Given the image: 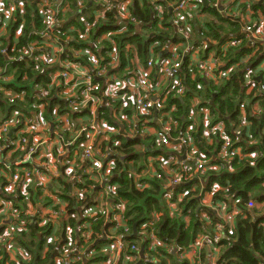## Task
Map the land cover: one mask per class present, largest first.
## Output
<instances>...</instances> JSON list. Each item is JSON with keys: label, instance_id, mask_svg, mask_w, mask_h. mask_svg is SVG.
I'll return each mask as SVG.
<instances>
[{"label": "trees", "instance_id": "1", "mask_svg": "<svg viewBox=\"0 0 264 264\" xmlns=\"http://www.w3.org/2000/svg\"><path fill=\"white\" fill-rule=\"evenodd\" d=\"M22 1L24 15L22 16V12L19 11L21 14L18 13L16 18L8 24L7 28L11 38L9 41L6 38L0 39L3 47L15 42L13 37L21 26H23V30L17 39L19 47L33 46L34 42L41 44L38 34L46 28L43 13L38 8L42 0ZM90 2L95 3L94 0H85V3L79 6L72 2L73 12L69 14V17L68 15L64 17L62 25L53 29L51 33L53 38L57 39L68 52L91 49L102 67H105L111 60L109 51L115 47L116 57L114 60L120 67V71L113 74L120 73L121 75L125 72L124 70H133L136 60L147 64L150 59H153L155 63L156 56L165 49L174 48L172 46H176L178 52L183 55L186 47L194 44V41L192 42V36L194 37L192 10H186V16L191 24L188 38L181 39L176 34L175 26L172 23L173 19L164 8V1H158V7H154L151 0L149 2L143 0L142 3L139 2L140 5H138V0H135V7L129 12L131 17L137 20V23L131 20L122 23L118 13L113 11L98 18L97 11L103 7L101 4L82 21L80 18L83 15H88L94 8L91 5L87 13L82 14ZM258 8L264 11V0L258 4ZM159 9L162 10L161 13L158 11ZM208 12L212 15L214 9H210ZM75 15L76 19L67 22ZM95 22L96 24H94ZM213 24L207 23L197 34L201 42L208 44L209 52H206L205 56L208 58L213 53L215 58L224 64L222 70L230 68H234V70L229 73L227 78L221 79L217 83L200 75L195 77L186 75L185 94L177 95L179 89L171 90L167 99L164 100L163 111L158 113L152 111L157 115L171 113L172 117L169 122L172 126L178 125V127L176 133H172L170 138L177 139L181 133L186 132L192 126L188 117L193 114L194 109L195 111L198 109L194 104L196 100L199 101V105L209 110V118H212L211 125L214 127L219 125L221 129L206 138L203 135V126L198 125L197 128L191 130L192 144L187 146L188 151L196 149L197 153L205 157L208 164L206 170L203 173L195 172L197 169L195 162H191L187 166L192 169L191 173L184 174L187 177L184 181L187 183L167 188L170 178L166 171L161 169V165L155 164L161 178L153 175L152 171H147L148 156L144 159L138 151V147L144 142L140 137L120 138L121 145L119 146L113 142L108 144L103 141L99 146L100 154H96L91 161H86L84 158L85 166L82 171H80V167L75 168V173L71 174L76 177L75 180L70 179L68 174L71 166L69 162L72 161L73 165H76V156L70 155L59 160L60 156L58 157L55 148L54 151L52 150V156L58 161L57 174L48 170L49 159H41L39 154L31 156L32 159L23 165L11 164V167L0 165V176L2 175L0 177V202L7 200L3 198L1 189L3 191L14 175L23 179L24 171L32 174L31 185L25 190L22 189V186L17 187L16 193L19 190V194L8 199L12 202L11 212L16 217L3 226L0 224V237L6 236L10 227L14 228L11 237H8L4 243H0V264H57V248L76 244L83 248L91 242L96 243V245L87 246L90 248L89 251L96 252L93 263L99 264V261L108 263L109 257L103 250L119 238L124 241L127 247L137 246L139 252L143 250L145 255L152 256L155 261L158 260V264H189L186 259L179 258V253L193 246L201 236L213 238L217 235L221 237L218 246L221 252L220 264H264V216L258 217L264 215V70L258 71V66L264 56L260 59L256 58L255 56L259 54L256 52L260 50V45L246 48L247 39L245 37L242 38L241 47H231L223 51L222 47L227 41L222 40L224 33L221 30V33H217V29H221V26ZM141 26L142 28L139 30ZM104 34H110L111 38L103 39ZM85 35L88 37L84 38ZM127 45L132 46L129 51H126ZM47 53L48 51H43L37 54ZM248 56L252 63L249 65L246 60ZM166 58L167 56L160 60ZM90 60L88 56H79L73 61L88 64ZM0 64L1 67H4L7 62L2 58ZM186 66L187 61L184 63L182 74L187 72ZM46 68L41 62H29L16 66L11 72L14 78L10 81V87L26 92V98L18 102L22 103L18 106H23L25 118L30 110L32 113L40 112V106L46 110L43 114L50 118L54 109H57L59 116H63L69 111V103L56 97V94L60 93L57 92V87L47 90L48 97L42 100L37 99L36 87L41 86L47 89L51 83L52 75L60 69L59 67ZM249 72L250 79L253 81L252 85L245 83ZM157 78L158 71L154 68L150 79L156 81ZM261 92L262 94H260ZM128 93L130 95L129 91ZM212 101L215 102L214 106H211ZM117 103L116 100L114 104ZM128 103L129 106L125 111L127 115L132 116L128 109L133 104V100L129 99ZM242 105H245L244 110L241 108ZM258 106L263 110L260 116L255 115L253 110ZM0 108L5 115H9L8 104L0 101ZM87 115H90L89 111L71 113L69 118L73 127L62 131L61 140L66 142L74 140L76 132L80 131L84 125L82 120ZM202 118L203 116H198L197 120L201 122ZM47 119L49 121V118ZM106 119L111 126L117 127L112 118ZM46 132L49 135V132ZM26 137L28 136L26 135ZM79 138L76 143L77 148L81 150L82 145H86L88 139L85 135H81ZM225 139H229L235 144L233 150L238 148L244 154L256 156V159L252 161L243 157L222 158ZM207 142L212 144L209 145ZM179 147L181 146L179 145ZM1 148H5V143L0 142V156L3 158L11 159L13 157V160L17 161L24 156V153L20 151L11 152V145L7 146V151L4 153ZM212 156H214V160H212ZM106 157L109 159L104 165ZM154 157H161L167 163L169 160L175 161L173 156L164 152L156 154ZM6 161L10 160L6 159ZM108 161L112 163L108 164ZM98 163L102 165L100 170H94L93 173L88 174L90 166ZM38 166L46 167L44 168L46 178L50 179L48 172L57 175L56 179H50L49 187L37 181L36 177L40 178L37 175ZM178 167L179 164L176 166L174 162H171L172 170H179L183 173L184 168L178 169ZM214 167H217L218 170H215ZM144 170L148 172L149 177L152 174V179L142 175H137L140 176L138 178L133 174V172L140 174ZM78 171L80 172L78 173ZM100 171L104 178L99 176ZM96 173L99 179H103V183L106 180L100 191L99 199L104 202H101L102 204L90 202L91 198H89L90 191L96 188V184L92 180L96 176L91 177ZM200 180L206 181L203 192ZM194 182H199V187L193 190ZM212 190L215 191L212 195L213 204H218L221 209L225 207L232 217L235 216L233 229L221 219L218 211H214L210 207L208 209L209 205L206 207L202 204L203 195L206 193L211 195ZM23 192L28 195V201L25 200ZM201 192L202 194H200ZM249 203L254 205L250 207ZM107 204H110V207L114 209L118 204L124 206V211L121 212V224L111 222L110 218L101 214L100 210L106 209ZM170 204H173V207H170ZM56 212L59 213V217ZM156 212L160 214V218L157 220L154 217ZM234 212L237 214L235 215ZM211 214L218 216L222 221L213 218L219 222L213 221L212 225L205 227L206 223L201 215L209 217ZM55 215L56 219H53ZM16 218L24 221L25 225L22 226L18 223ZM85 223L87 229L84 228ZM55 225L59 226L58 233L62 232L61 237L57 233L61 245H47L46 236L54 230ZM68 231L71 233L69 234ZM84 231H87V236L82 234ZM217 231L218 233L215 234ZM149 234L155 235L161 242L159 247L147 246L150 245ZM107 237L113 238V240H109ZM9 243L16 246L17 253L6 251L5 247ZM47 246L48 248H46ZM171 248L174 250L170 251ZM128 250L131 252L130 248ZM102 254H105L103 260H101ZM132 255L140 259L137 252ZM90 262L84 257V260L79 261L78 264H90ZM133 264H138V262Z\"/></svg>", "mask_w": 264, "mask_h": 264}, {"label": "built area", "instance_id": "2", "mask_svg": "<svg viewBox=\"0 0 264 264\" xmlns=\"http://www.w3.org/2000/svg\"><path fill=\"white\" fill-rule=\"evenodd\" d=\"M94 1L95 3L90 2L92 3V6H94V9L99 8V4L103 5V7L97 11L98 18L104 17L109 11H113L118 13L119 20L121 22L127 23L129 22L128 20H131L132 22L137 23V20L131 17L127 3H124L126 0ZM158 1H164L165 3L176 1V3L171 7L174 11L170 17L173 19L172 23L175 26L177 36L181 39L188 38V31L190 30L191 24L186 18V10H193V7L191 6H195L194 3H192L193 0H151V3L154 7H158ZM202 1L203 3L212 6L214 9L219 8L218 4L214 2V0ZM72 2L81 6L85 3V0H42V2H40L38 8L43 13L46 24L45 30L39 32L38 34V39L41 41L40 45L37 42H34L33 46L19 47L17 39L21 36L23 26L19 27L16 31L13 37L15 38V42L13 44L3 47L0 41V61L4 58L7 62L4 67H1L0 64V94L3 96L5 103L8 104L10 109L9 115H4L3 118L0 119V136L5 133L8 135L10 130H13V128L17 129L10 138L0 140V142L5 143V148H1L2 153H4L5 150L7 151L8 145H11V152L14 153V151H20L24 153V155H27V158H30L35 154H39L41 159H49L48 165H50V167L48 170L52 167H57L58 161L52 156V150L54 151V148L58 157L60 156L59 160L67 158L70 155L77 156L81 151L82 157L85 158L86 161H91L96 154H100L99 146L102 145L103 141H106L108 144H112L113 142L115 145L119 146L121 145L119 142L120 138L130 139L137 137L134 134L128 135V133H118L119 130L110 125L104 112H101L99 114V118L96 119V105L101 100L100 94L105 93V96L109 99V101L105 100V105H107L108 108L115 106L114 102L116 100L118 101L119 105L115 106V108H117L119 112V118L128 123L129 118L125 110L129 106L128 100H133V106L131 109H133L136 113L134 119L143 120L142 132H145L150 130L149 128L151 122L147 120L148 115L152 113V111H163L164 100L167 99L171 90L179 89L177 95H184L186 92V86L182 80V70L186 61L184 62L183 55L178 52L176 46H172L174 48H169L168 51L170 55L167 56L166 59L160 60L158 63H154L153 59H150L147 64H143L142 62H139V60H136L133 70L127 69L129 70V74L124 76L123 79H120L117 74H113V71L120 69V67L117 66V62L114 60V57H116L115 47L112 51H109L111 60L105 67L101 66L99 60L94 56L95 53H93L91 49L68 52V50H66L57 39L53 38L51 31L61 26L64 17L73 12ZM258 2L262 3V0H239L240 5L244 6L247 13L249 14L250 12L251 15L253 14V10H255V6ZM23 7L24 3L22 0H0V39H3L4 37L11 38V35H8L9 32L7 26L11 23L12 19L16 18L19 11L22 12V14H19L22 16L24 15ZM158 11L160 13L162 12L160 9ZM224 14L227 16L230 12L225 10ZM251 15H247L248 22L243 25L244 27L241 30L243 32L242 34H245L246 36L236 35L227 40V42L225 41L226 43L223 45V51H226L231 47H241L243 44L242 38L244 37L247 41H249L248 45L251 48L257 45H264V29L262 28L261 21L259 20L260 16L255 17L256 21H253L255 24H252ZM94 24H96V22ZM110 38V34L103 35V39ZM188 49L190 48L186 47L184 50L187 60V66L185 68L187 70L186 75L195 77L200 74L201 77L217 83L219 80L227 78L229 73L234 70V68L222 70L224 64L222 61L220 62L219 59L215 58L214 55H209L208 58L201 59L199 55L203 49H194L195 51L192 50L191 54L186 56ZM43 51H48V53L42 55L37 54L38 52ZM126 51H129V48L126 47ZM193 54H196L198 59H195ZM79 56H88L91 60L88 64L80 61H73L74 58ZM29 62H41L42 65H45V68L48 67V69L56 67L60 68L52 75L51 83L48 85L47 89H44V87L41 86H37L35 89L37 99L42 100L48 97L47 90L57 87V92L60 93L56 94V97H59L65 103H69V111L65 115L59 116L57 109H54L53 113L51 112V119L52 121H55L53 123L50 121L48 123L45 122L47 118H50V116L46 117L43 114L46 110L41 106L39 108L40 112L32 113L30 110V113L27 114L28 116L25 118L23 106H18L22 103L18 102L23 101L26 98V92L21 89H13L10 87V81L14 78L11 74L12 70L20 64ZM154 68L158 71V78L156 81L150 79ZM43 72L45 73V70ZM247 78V83L252 85L253 81L250 79V72ZM167 81H169V84L166 87L162 85V82L166 83ZM126 91L127 93H125ZM128 91L130 92V95ZM121 93H123V95L118 97ZM260 94H262V92ZM128 96H130V98ZM197 108L198 109L196 111L194 109L192 111L193 114L188 117V121L192 122V126L177 139L170 138L173 129H176V127H174L176 125L172 126L169 122V119L172 117L171 113L160 114V118H166L167 121L163 123L164 126L161 129L155 132L156 145L160 143V145L164 147L163 149L171 147L173 143H178L181 147H187L192 144L191 130L197 128L198 123L201 124V122V125L207 124L205 133H207L206 136L208 137H211V135L215 134L217 130L221 129L219 125H216L215 127L211 125V122L209 121L210 114L207 108L202 105H197ZM241 108L244 110L245 105H242ZM253 110L255 115L258 116L263 113V110L259 108V106L255 107ZM88 111L90 112V115L85 117L87 119L84 118L82 120L84 125L81 127L80 131L76 132L74 140H70L68 142L61 140L62 131H67L73 127V125L71 126L69 118L70 114ZM30 115H32V117H29ZM198 116H203L201 122L197 120ZM9 126L13 127L8 128ZM121 129L123 130L122 127ZM46 131L49 132V135ZM26 135L28 137H26ZM81 135H85L88 139L86 145L83 144L81 147L83 150H79L76 143L80 139L79 137ZM234 146L235 144L231 142V140L225 139V143L222 147L224 152L222 153V158L227 157L229 159H234L235 157H243L244 159L252 161L256 159V156L244 154L238 148L233 150L232 148ZM24 147H26V149H24ZM64 148L67 149V154L63 152ZM39 150H41L40 153ZM156 154L157 150L153 149L151 154L148 155L146 169H148V172L150 170L153 172V175L161 178V174L157 173L155 164H158L159 166L161 165V169L165 170L170 178V182L166 187H176L186 184L187 182H185L184 179H187V177H185L184 174L191 173L192 169L190 167L187 168L191 162H195V166L197 168L195 172L198 173H203L208 165L205 157L202 154L197 153L196 149H193L190 150L186 156L187 162L179 164L178 169L180 167L184 168V172L181 173L179 170L176 171L170 168V160L169 163H167L161 157H154ZM109 157H106L104 161H107ZM2 159L4 158L0 156V162ZM16 162H20V164L18 163L19 165L27 163L26 161H22L20 159L19 161H14V164ZM110 163L112 162H108V164ZM69 164L71 165V172H69L68 177L75 180L76 177L71 175L75 173V167L72 161H70ZM101 166V163L92 164L88 174L93 173L94 170H100ZM44 168L46 167H37V175L40 176V178L37 179L45 186L49 187L50 179H56L55 176H57V170H55V175L47 171L50 175L49 179L44 176L46 174L44 173L46 171ZM24 173L25 176L23 179H20L18 175H14L8 181L9 184L3 188V191H1L3 196L7 199L0 202V224L2 226L7 224L12 218L16 217L14 213L11 212L12 202L8 199L16 194L17 187L22 186V189L25 190L27 188V184L30 183L32 179V174L30 172L24 171ZM142 173L139 174L133 172V174L138 178L140 176L137 175H142ZM104 182L106 183V180ZM214 192L215 191L212 190L211 195H213ZM23 194L25 200L28 201V195H26L25 192H23ZM98 202L99 201L95 198L94 203L99 204ZM253 205V203H249L250 207ZM170 207H173V204H170ZM100 211L103 216H107L108 219L110 218L111 222L121 224V212L124 211V206L121 204H118L115 209L112 208L109 210V208L106 207V209H101ZM56 215L59 217V213L56 212ZM56 215L53 219H56ZM154 217L156 220L159 219V212L154 213ZM227 218L232 219V215L227 216ZM16 220L22 226L25 225V222L21 221L19 218H16ZM84 228L87 229L86 223ZM13 233L14 228L10 227L7 235L0 237V243H4L5 240H8V237H11ZM68 233L70 234L71 231H68ZM82 234L87 236L88 233L87 231H84ZM107 238L109 240H113V238ZM149 241L150 245H147L148 247H159L161 244V242L153 234H149ZM220 242L221 237L219 235L214 236L213 238L201 236L200 239H198V241L189 249L182 250L179 253V258L187 259L188 255L197 256L202 252V250L212 247L215 251L219 252V255L216 258L213 256L210 264H220L219 260L221 252L218 248ZM15 247V245L9 243L5 248L8 253H17L18 251ZM128 248L131 249V252H129ZM89 250L90 248H84V246L82 248L79 244L66 245L65 248H62L61 246L59 247L56 263L78 264L79 261L84 260L85 257V259L87 258L88 261H91L90 264H96L93 263V258H96V252H91ZM173 250L174 249L172 248L170 249V251ZM103 252H105L109 257V262L106 263L99 261V264H133L135 262H138V264L159 263V261H155L152 256L145 255L143 250L139 252L137 246L132 245L131 247H127L124 241L120 238L116 239L115 242L104 249ZM136 252L140 255V259H138L137 256L132 255V253ZM21 255L24 256L22 253ZM101 260L103 259L101 258Z\"/></svg>", "mask_w": 264, "mask_h": 264}, {"label": "crops", "instance_id": "3", "mask_svg": "<svg viewBox=\"0 0 264 264\" xmlns=\"http://www.w3.org/2000/svg\"><path fill=\"white\" fill-rule=\"evenodd\" d=\"M145 1L149 2L150 0H145ZM134 2H135V0H126V1H124L125 4L127 3L128 7L130 6V8H129L130 10L133 9V7H135V3ZM139 2L142 3L143 0H138V5H140ZM214 2H216L218 4V6H219L218 9H214L212 6L203 3L202 0H199V1L198 0H193L192 1V3L195 4V6L191 5L193 7V10L191 12L192 13V17L191 18H192V22H193L192 25H193V30H194V37L192 36V42L194 41V44L192 43V45H189L190 49H188V52H187L186 56L191 54L192 50L199 48V49H203V52H202V54L199 55V57L204 56L206 58V56H205L207 54L206 52H209L208 51L209 48L207 49L208 44L206 42H204V43L201 42V40L198 39L197 34H198V32L200 33V30H202L203 27L205 25H207V23L211 22V23H214L213 25H215V26H218V27H219V25L221 26V29H217V33H219V32L221 33V31L224 33L222 35L223 36L222 40L225 39L227 41V40H229L230 38H232L233 36H236V35L237 36H246L245 34H242L243 32L241 30L244 27L243 25L248 22V17H247L248 13H247L246 9L244 8V6L240 5L239 0H214ZM175 3H176V1H172L170 3H168V2L165 3L164 8L167 9V13H169L170 16L172 15V12L174 11V9H171V7ZM258 4H259V2L256 4L255 10H253V14L251 15V19H252L251 23L252 24H255V23H253V21H256L255 17H259V16L260 17H264V11H262V9L258 8ZM210 9L211 10L214 9V13H212V15L208 12V10H210ZM85 10H86L85 11V14H86L87 11L89 10V7L87 6L85 8ZM225 10L229 11L230 14L225 16V14H224ZM82 14H83V12H82ZM187 14L191 15L189 13H187ZM186 18H187V16H186ZM67 22H70V19H68ZM141 28H142V26L139 27V30H141ZM262 28L264 29V27H262ZM6 40L9 41L10 38H6ZM248 43H249V41L246 40V43H245L246 44V48L249 47ZM205 44H207V45H205ZM127 48L130 49V48H132V46L131 45H127ZM259 49H258L259 51L257 50L258 52H256V53H259V54H257L255 56L258 59H260V58H262V56H264V45H260ZM168 50L169 49H165L163 51L164 53L162 52L160 55L158 54L156 56V58H155L156 62L160 61V59L165 57V56H169L170 53H169ZM256 53H254V54H256ZM210 55H214V54L211 53ZM193 57L195 59H198L196 54H193ZM205 58L201 57V59H205ZM183 60H184V62L187 61L186 57H185V54H183ZM246 60L248 61V65L252 64V63H250L251 60H250L249 56L247 57ZM262 70H264V58L261 60L259 66H258V71H262ZM153 78H155V77H153ZM186 78H187L186 77V73H183L182 74V80H183L184 85L185 84L187 85ZM247 81H248V78L246 77V82L245 83H247ZM168 84H169V81H167L166 83L162 82V85H164L165 87ZM162 89H164V88H162ZM123 93H121L118 97L122 96ZM125 93H127V91ZM100 95H101V100L96 105V119L99 118V114L101 112H104L106 118H112L113 119V122L117 126V127H115V129L119 130L118 133H126V134L128 133V135L134 134L137 137L142 138L144 140V142L142 143L141 146L138 147V151L141 153V156L144 157V159L148 155L151 154V151L153 149H156L157 150V155H159L160 153L164 152L165 154H167L169 156H173L175 161H170V163L174 162V165H176V166L178 164H182V163H186L187 162L186 156L189 153L188 147H179L178 143H174L171 147L163 149L164 147H162V145H160V143H158V145H155L156 144L155 143V141H156V139H155V134L156 133L155 132L157 130L161 129L164 126L163 123H165L167 121L166 119L160 118L159 117L160 114L157 115V114L150 113L148 115V117H147V120H149L151 122L150 123V128H149L150 130L142 132V122H143V120L134 119L136 113L133 111V109H131L133 104H131L130 109H128L132 113V116L127 115L128 118H129V123H128V122L122 121L123 119L121 120L119 118V112H118L117 108H115V106H118L117 105L118 103L115 104V106H111L110 108H108V106L105 105V100L109 101V99L105 96V93H102ZM128 97L130 98V96H128ZM0 101L5 103V100H4V98H3V96L1 94H0ZM198 103H199V101L196 100L195 103H194L195 106L199 105ZM5 104H7V103H5ZM156 113H158V112H156ZM133 114H134V116H133ZM4 115H5L4 111H2L1 108H0V118H3ZM85 119H87V118H85ZM49 121L52 122V119L49 118ZM209 121L212 122V118H210ZM198 125H201V124L198 123ZM198 125H197V127H198ZM206 125L207 124H203L202 125L203 126V135L206 138H208V136L205 135ZM121 127L123 128V130L121 129ZM174 127H176V129H177L178 125H176ZM176 129L174 128L172 133H176ZM172 133H171V135H172ZM183 133H181L177 138L181 137ZM204 136H203V138H204ZM207 144L211 145L212 143H208L207 142ZM212 157H213L212 160H214L215 159L214 156H212ZM75 162H76V165H74V167L75 168L76 167H80V171H82L83 167L85 166V160L82 157V154L81 155L78 154L76 156ZM105 162L106 161H104V165H105ZM108 162H110V161H108ZM214 168H215V170H218L217 167H214ZM55 170H56V168L52 167V168H50L49 171L55 173ZM93 176H96V178L92 179L94 184L96 183V188L93 191H90L91 192V194L89 195V198H91L90 202H94V200L96 198V200L99 201L98 203L102 204L104 202L101 199H99V198H100V191H101L102 187L104 186L105 182L103 183L102 182L103 179H99L98 178L97 173L92 175L91 177H93ZM99 176L103 177L102 176V171H100ZM142 176L146 177V178H149V179H152V175L149 177L148 172L146 170L143 171ZM37 181H38V179H37ZM205 183H206V181L200 180V185L202 186V190H201L202 192H203V189L205 188ZM198 187H199V182H194V184L192 185V189L194 190V189H197ZM167 188H169V186ZM202 192L200 194H202ZM203 197H204V195H203ZM209 201L211 203L209 204V206L207 208L209 209V207H210L212 210L218 211L220 214H222L221 207L218 204L217 205L213 204L212 197L210 198ZM203 203H205V200H202V204ZM218 206H219V208H217ZM106 207L107 208H112V207H110V204H107ZM222 208H225V207H222ZM212 216H213V214H212ZM262 216H264V215H260L258 217H262ZM201 217L204 219L203 221L206 223L205 227L208 226V225H212L213 224V220L211 218L207 217L206 215H201ZM58 228H59V226L55 225L54 232H57ZM206 230H208V229H206ZM55 241H56V243H59V245H61L60 244L61 242L59 241V238H56ZM56 243H55V245H56ZM88 245H96V243L93 244V242H91ZM213 250L214 249L212 247H208L207 249L202 250V252L199 255H197V256L188 255L186 260L189 261V264H210L211 258L213 256L216 258L219 255V252H217L215 250H214L215 251L214 252Z\"/></svg>", "mask_w": 264, "mask_h": 264}, {"label": "rangeland", "instance_id": "4", "mask_svg": "<svg viewBox=\"0 0 264 264\" xmlns=\"http://www.w3.org/2000/svg\"><path fill=\"white\" fill-rule=\"evenodd\" d=\"M129 3V2H128ZM128 8H130V6L128 7ZM94 8L93 9H91L90 10V12L88 13V15H83L81 18H80V20H85L89 15H91L93 12H94ZM130 10V9H129ZM68 17H69V15H68ZM68 17H67V19H68ZM188 19V18H187ZM189 20V19H188ZM9 35V34H8ZM88 36L87 35H85L84 36V38H87ZM5 38V37H4ZM125 72L124 73H122L121 75H120V73H118L117 74V76L120 78V79H123L124 78V76H126V75H128L129 74V70L127 71V70H124ZM247 85H248V83H246ZM57 121V120H56ZM46 123H48L49 121L46 119V121H45ZM53 122H55V121H52V123ZM45 124V123H44ZM11 127H13V126H9L8 128H11ZM27 127V126H26ZM17 129H14L13 128V130L11 129L10 130V132H9V134L7 135L6 133L5 134H2L1 136H0V140H6V139H8V138H10L11 137V135L13 134V133H15V131H16ZM62 146V145H61ZM24 149H26V147H24ZM81 150H83L82 148H81ZM40 151L41 150H39V153H40ZM5 152H6V150H5ZM63 152L64 153H66L67 154V149L66 148H64L63 149ZM81 153V152H80ZM81 155V154H80ZM33 157V156H32ZM32 157H30V158H27V155H24V156H22L21 158H19L20 160H22V161H29V160H31L32 159ZM6 159H8V160H10V161H6ZM19 159H18V161H19ZM14 161H16V160H13V157L11 158V159H9L8 157H4V159H2V161L0 162V164L3 166V167H11V164H14ZM20 164V162H16L15 163V165H19ZM91 172H93V171H91ZM133 172V171H132ZM36 179H37V177H36ZM96 184V183H95ZM31 184L30 183H28L27 184V187L28 186H30ZM14 187H15V185H14ZM203 191H205V188L203 189ZM212 197V195H209V193H206V194H204V200H205V204L203 203V205H205L206 207L211 203L209 200H210V198ZM217 208H219V206L217 207ZM221 211H222V214H220V217H221V219H223L224 221H226L228 224V227H230L231 229H233L234 228V226H232L235 222H234V220H235V216L233 215V217H232V219H228L227 218V216H229L230 215V213H229V211L226 209V208H223V209H221ZM234 214L236 215L237 213L236 212H234ZM209 218H211L213 221H216V222H219L218 220H214L213 218H217V219H219V220H221L218 216H216V215H213L212 216V214H211V216L209 215ZM222 221V220H221ZM57 233H58V231L57 232H54V230H52V232L49 234V235H47L46 236V238H47V245L49 244V245H55V243H56V241H53L54 239H56V238H59V236L57 235ZM61 231L58 233L59 235H60V237H61ZM218 233V231L217 232H215V234H217ZM203 237H205V236H203ZM50 239V240H49ZM57 244H59V243H56V245ZM87 246H90V245H85L84 246V248H87ZM91 246H93V245H91ZM46 248H48V246L46 247ZM58 251H59V248H57V250H56V256L58 255ZM102 259L105 257V254H102Z\"/></svg>", "mask_w": 264, "mask_h": 264}, {"label": "clouds", "instance_id": "5", "mask_svg": "<svg viewBox=\"0 0 264 264\" xmlns=\"http://www.w3.org/2000/svg\"><path fill=\"white\" fill-rule=\"evenodd\" d=\"M248 15H251V13L249 12ZM259 20L261 21V26L264 27V17H259ZM205 135H207V133H205ZM69 172H71V168H69ZM1 191H2V189H1ZM16 194L17 195L19 194V190L17 191ZM16 194L14 196H11V198H14L16 196ZM3 198H5V197L3 196Z\"/></svg>", "mask_w": 264, "mask_h": 264}, {"label": "water", "instance_id": "6", "mask_svg": "<svg viewBox=\"0 0 264 264\" xmlns=\"http://www.w3.org/2000/svg\"><path fill=\"white\" fill-rule=\"evenodd\" d=\"M205 4H206V3H205ZM91 5H92V3H90V4L88 5V7L90 8ZM85 11H86V10L83 11V14H85ZM76 18H77L76 15L73 16V17H71V18H70V22H71V20H74V19H76ZM119 71H120V69H116V71H113V72H119ZM214 104H215V102L212 101V102H211V106H214Z\"/></svg>", "mask_w": 264, "mask_h": 264}]
</instances>
